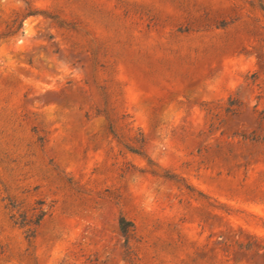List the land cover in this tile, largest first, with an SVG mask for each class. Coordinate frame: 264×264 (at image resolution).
<instances>
[{
	"label": "rangeland",
	"instance_id": "374dc122",
	"mask_svg": "<svg viewBox=\"0 0 264 264\" xmlns=\"http://www.w3.org/2000/svg\"><path fill=\"white\" fill-rule=\"evenodd\" d=\"M263 112L264 0H0V264H264Z\"/></svg>",
	"mask_w": 264,
	"mask_h": 264
},
{
	"label": "trees",
	"instance_id": "16d2710c",
	"mask_svg": "<svg viewBox=\"0 0 264 264\" xmlns=\"http://www.w3.org/2000/svg\"><path fill=\"white\" fill-rule=\"evenodd\" d=\"M33 14L34 13L29 12V13H27L24 16V18L32 16ZM103 114L105 116L109 132L112 134V136L115 139H118L117 134H116V132L114 130V127H113L112 123L106 117L105 113H103ZM262 117L264 119V112H263ZM243 138L246 139V140L255 142V143H259V142H263L264 141V139L262 137H255L253 135H249L248 137L244 136ZM137 142L142 144L143 143L142 137ZM125 148L129 152H131L133 154H141V153H139L138 149H135V148H132V147H128V146H125ZM12 208H15V207L12 205ZM44 216H45V212L44 211H39L38 214L34 217V219L31 220V221H28V222L25 221V218H24V216L22 214L18 215V218H15L14 216H11L10 219L13 221L14 225H18L19 227L23 228L24 226L28 225L29 223L33 224L35 226H38ZM118 229H119V231L121 233V236H122V238L124 240V245H125V247H127L128 243H129V237L134 232V224L131 221L126 220L125 218H120L118 220ZM32 236H33V231L28 230V234H26V238L27 237H32ZM244 247L248 249L249 245L247 244Z\"/></svg>",
	"mask_w": 264,
	"mask_h": 264
}]
</instances>
